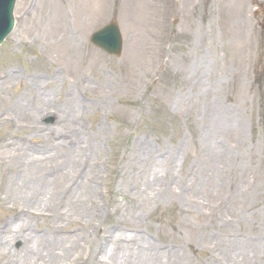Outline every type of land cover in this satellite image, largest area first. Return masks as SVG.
Here are the masks:
<instances>
[{"label": "rangeland", "instance_id": "rangeland-1", "mask_svg": "<svg viewBox=\"0 0 264 264\" xmlns=\"http://www.w3.org/2000/svg\"><path fill=\"white\" fill-rule=\"evenodd\" d=\"M263 10L264 0H18L0 47V78L16 72L0 84V154L16 144L29 154L0 162V231L83 239L76 256L106 236L107 264H147L134 250L149 246L159 264H264ZM113 19L121 58L89 44ZM30 161L48 184L38 203L15 193ZM23 244L1 248L0 264H18L6 253L21 264ZM60 252L34 264L73 261Z\"/></svg>", "mask_w": 264, "mask_h": 264}, {"label": "bare ground", "instance_id": "bare-ground-1", "mask_svg": "<svg viewBox=\"0 0 264 264\" xmlns=\"http://www.w3.org/2000/svg\"><path fill=\"white\" fill-rule=\"evenodd\" d=\"M10 74L11 75L9 76L5 74L6 75V76L4 75L5 77L0 78V84L2 86H6L10 80H16L15 78L16 72L12 70ZM1 90L2 89L0 88V92ZM26 90L27 89L23 90V93L21 94V101L23 102H25L23 98L26 96ZM18 103H20V99H18L16 104ZM54 109L56 110V112L61 113V114L64 112L60 108L54 107ZM4 145H12V143L10 141H7V143H5ZM15 149L16 150H14V152L7 151V152H3L2 154H0V162L5 163L8 159H11V160L14 159L16 160V162L20 163L23 158L27 160L26 155H28L29 153L27 152V147H25V145L16 144ZM28 159L30 158L28 157ZM30 162H31L30 163L31 170L29 171V174L25 176V178L21 177L23 179L22 183L25 187L15 186V193L21 199H25V196L31 200H34L35 198H37V203H38L37 196H39L40 188L42 187L43 189H45L48 186V184L46 182V179L41 176L40 169L42 167L40 168L39 162L37 161L36 162L30 161ZM62 176H65V173L62 174ZM17 181H18V178H17ZM51 200L53 199L47 198L46 205ZM24 201L25 200H23V202ZM30 202H29V205L32 204V202L31 203ZM86 214L88 215L89 212H86ZM57 215L58 213H56L55 218ZM56 220L58 223L64 222L63 219L56 218ZM87 230L88 232L93 231L94 227L87 226ZM31 235H33L32 231H30L26 236L31 237ZM31 238L32 240H29V238L26 239L25 236L22 234L21 230L20 229L18 230L17 227L15 228L5 227L4 229H1L0 231V251H1V248L3 250L8 251V249H10L9 248L10 243L14 242L15 240H21L24 242L22 246L21 254H20L21 260H22L21 264H34V262H36L38 259H41L44 251L49 252L52 250H61L60 253L63 256L62 258H64L63 260L72 259L73 261L69 262V264H89L91 262L92 264H107L105 261V257L108 256V250H107V247H105L106 242H102V240H106V236L99 237L98 239L99 245L92 248L88 255L77 254V256H76V253L80 249L81 244H82L81 241H83V239H80L78 241H73V240L69 241V240H66L65 237H58V236H53V237L43 236V238L41 237V239H39V236H32ZM111 238H112L111 240L112 244L115 245V248H116V245L122 244L121 236L118 237L117 239L114 237H111ZM116 242H118L119 244H116ZM34 245L43 246L44 251H41V254H40L39 250L34 249ZM151 249H152V246H149L147 248H136L134 251H136V254L146 255L147 264H159V262L155 258V254L152 252ZM126 253H129V251L127 250ZM6 255L10 259L13 258L12 260L14 263L20 264L19 261L15 262L18 259L17 258L14 259V256L11 255V253H6ZM43 260L45 261L44 264H51V258H50V262L48 261L47 258H43L42 261Z\"/></svg>", "mask_w": 264, "mask_h": 264}, {"label": "water", "instance_id": "water-1", "mask_svg": "<svg viewBox=\"0 0 264 264\" xmlns=\"http://www.w3.org/2000/svg\"><path fill=\"white\" fill-rule=\"evenodd\" d=\"M11 27V9L5 13V20L0 29V39L3 38ZM92 42L105 50L110 55L120 56L122 52V38L116 23H112L105 29L97 32ZM1 44V43H0Z\"/></svg>", "mask_w": 264, "mask_h": 264}]
</instances>
